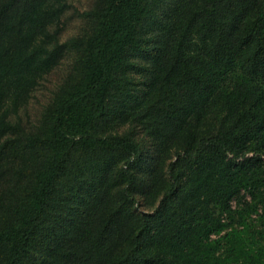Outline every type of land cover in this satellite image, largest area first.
<instances>
[{
	"label": "trees",
	"instance_id": "trees-1",
	"mask_svg": "<svg viewBox=\"0 0 264 264\" xmlns=\"http://www.w3.org/2000/svg\"><path fill=\"white\" fill-rule=\"evenodd\" d=\"M67 1L0 0V264H264V222L242 238L264 213V0H96L61 43ZM65 51L29 133L11 118Z\"/></svg>",
	"mask_w": 264,
	"mask_h": 264
},
{
	"label": "rangeland",
	"instance_id": "rangeland-1",
	"mask_svg": "<svg viewBox=\"0 0 264 264\" xmlns=\"http://www.w3.org/2000/svg\"><path fill=\"white\" fill-rule=\"evenodd\" d=\"M67 3L68 8L60 19L61 30L59 41L61 43L84 35L91 22L89 13L91 14L96 8V0H68ZM73 60V51H65L58 66L43 76L36 89L31 93L27 103L19 109L17 116L11 118V121L20 123L24 130L29 133H34L40 124L44 110L50 105L54 93L70 73ZM136 138L143 144L142 163H146V166L141 169L139 176L144 179V177L149 176L148 173L158 168L157 164L161 159L164 160L165 157L159 158L157 155V146L152 141L144 138V135L139 131H136ZM249 156L251 158L252 153H250ZM257 172H264V156L262 160L260 159ZM161 173L162 172H153L152 174L160 176ZM244 196H246V194H244ZM262 197H264V195H260L258 197L259 199L255 200V202H263L264 198L262 199ZM151 200L152 197L150 196L145 201H140V210L142 212H150L154 209L157 202L150 203ZM244 200H246V197L240 196L238 203L241 204ZM232 205L235 207L236 202ZM263 215V209L260 205L257 206V213L247 217V225L242 228V238L246 246L251 244L254 240H257V228L253 226L256 225L257 222H264ZM252 237H255V239L252 240Z\"/></svg>",
	"mask_w": 264,
	"mask_h": 264
}]
</instances>
